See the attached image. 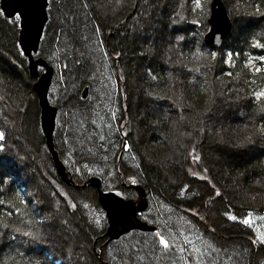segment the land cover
<instances>
[{
    "label": "trees",
    "instance_id": "16d2710c",
    "mask_svg": "<svg viewBox=\"0 0 264 264\" xmlns=\"http://www.w3.org/2000/svg\"><path fill=\"white\" fill-rule=\"evenodd\" d=\"M55 1L49 0V7ZM79 1H65L60 13L63 30L59 27L50 33L48 26L54 15L49 16L34 54L53 67L52 81L58 63L59 71L64 73L65 95L71 96L70 107L66 108L67 98L57 95L56 101L63 103L57 107L56 125L58 121L62 129L54 130L55 150L74 183L82 184L96 175L102 188H121L126 198H133L136 193L128 185L137 177L148 200L141 216L156 230H132L106 242L107 220L96 190L82 185L79 189L66 187L48 156L33 79L25 75L22 82L13 72L10 59L2 60L0 107L3 104L5 117L0 110V122L8 120V108L9 112L30 117L25 143L42 153L38 168L51 186L38 181L29 183L28 159V165L8 166L5 155L14 147L9 145V129L0 123V264H84L86 258L88 264H181L176 255L180 248L173 246L181 232L204 237V245L220 250V259L264 264V241L257 232L260 221L264 223L260 220L264 216V96L259 95L264 92V0H225L227 11L232 13L235 8L242 17L233 18L230 33L219 47L203 40L210 0H148L140 5V0H119L121 5L112 17L100 18L83 17ZM158 12L166 22L159 24L160 32L150 26H158ZM132 20V30L150 29L146 39H128L125 33L130 32ZM1 21L8 26V34L3 32V50L19 61L27 74V60L17 43V18L7 19L0 11ZM171 26L175 27L168 32L172 53L163 43L155 44V36L165 35V27ZM0 28L3 30L1 24ZM110 30L114 31L111 36ZM47 33L59 40L54 50L45 46ZM154 45L156 52L162 53L160 56L150 53ZM101 49L110 62V80L119 84L116 95L114 84H109L110 75L105 68L99 69L106 64ZM125 63L130 72L134 65V70L141 73L147 97L156 106V111L145 116L157 130L149 138L147 154L142 148L145 155L131 141L133 117L127 114L130 106L125 84L128 74L121 67ZM85 86L88 93L82 98ZM49 93L50 89L48 98ZM220 99L240 103L233 110L235 115L219 120L226 129L222 146L216 145L222 136L220 129L212 128L214 156L210 137L202 142L194 134L203 130L205 121L210 120L209 112ZM114 100L119 102L116 109H120L115 118L110 115L112 108H101L105 101L112 104ZM170 112L174 115L172 121L165 115ZM201 134L204 136L203 131ZM253 141L263 146L258 154L249 155L243 148L241 151L240 147ZM150 155L154 161L145 162ZM236 185L239 189H235ZM50 192L63 203L60 218L70 225L56 224L61 219L56 217L55 206H51ZM255 215H262L257 224ZM249 218L252 220L245 223ZM68 226L77 234L70 244L62 233ZM160 237L166 240L167 247L160 243ZM69 248L77 251L76 257ZM203 258L184 255L182 264H197Z\"/></svg>",
    "mask_w": 264,
    "mask_h": 264
},
{
    "label": "rangeland",
    "instance_id": "374dc122",
    "mask_svg": "<svg viewBox=\"0 0 264 264\" xmlns=\"http://www.w3.org/2000/svg\"><path fill=\"white\" fill-rule=\"evenodd\" d=\"M65 1L67 2L68 0H59V1L56 0L54 4L51 3V7H49V5H48L49 16H53L54 15L50 25L48 26L50 33L52 32V30L53 31H57L59 29V27L62 30L64 29L63 28V20L60 17L61 16L60 13L64 9L63 5H64ZM69 1L71 3L74 2V0H69ZM116 1L117 0H87V1L86 0H80L79 3L81 2L82 9L84 10L83 11L84 13H82L83 15L82 14L81 15L83 17L95 16V17H98V18H100L102 15L105 16V17H112L113 14H115L117 12L116 11L117 8H119L120 5H121V2L119 0H118V2H116ZM140 1L141 2L139 3V5L143 4V3H146L148 0H140ZM222 1L224 2L225 5H227L225 0H222ZM56 2H59V3H57L58 5L56 4ZM152 3H155V2L152 1ZM145 8H146L145 10H147V7H145ZM136 9H137V7H136ZM166 9H167V7H166ZM233 9H234V10H232L233 15H232V13L228 12V13L231 14V16H230L231 20H234L233 18L237 19L239 17H242V13L238 12L237 10H235V8H233ZM76 11H77V9H76ZM236 11H237V13H236ZM147 12L148 11H146V13ZM131 14H133V12H131ZM162 16L163 15L159 14V12H158V14L157 13L155 14V19L157 20V18H159L158 19L159 22L157 21L158 22V26H157V23H153L152 25H150L152 28H154L153 30L156 29V31L160 32V30H161L160 27L161 26H159V24L161 23V21L163 22V24L166 23L165 20H164L165 18H163ZM17 22H18V18H17ZM131 23L132 24H129V27H128L130 32L129 33H125V34L128 35V39L129 40L130 39L133 40L134 39L133 36H136L139 39H141V38H145L146 39V36L149 35V34H147V32L150 29L148 30V29L142 28L141 30H138V31H136L135 29L132 30L131 28H134L133 23H135V22H133V20H132ZM0 24L2 25V28H3V30H1V28H0V67H1V64H3L2 60L3 61L7 60L9 62V59H10V65L13 68V72L15 74H17V76H20V78L22 79V82H25V77H28V76L31 79H33L31 77L30 73H29L28 68H27V74H24L23 68H22L23 65L19 64L20 62L17 61L16 59L12 58L11 55H9L6 52H4L5 50H3V47H2L3 44L5 43V39H4L5 35L4 34L7 35L8 33H7L6 29H5L6 24H4L5 26L3 25V22L0 23ZM241 24H242V22H241ZM147 26H145V27H147ZM180 27H181L180 30H182L183 27L182 26H180ZM173 29H175V27H172V26L171 27H167V28L165 27L164 32L162 31L165 35H161L160 33H158L155 36L158 39V41H160V42H158L157 39H156L157 42H155V44L158 45L160 43H163L164 48L165 49L167 48L166 51L167 52H171V53L173 52V50H169V49H171L170 47L172 46V41H171L172 37H171V34L168 35V32H169V30L171 31ZM4 30H5V32H4ZM3 32H4V34H3ZM113 32H114L113 30H110V32L108 33L109 36L113 35L114 34ZM50 33H47L45 35V37H47V40H45L44 43H45L46 47H50V48H52L54 50L56 48V46H58L57 44L59 43V40H56L57 37H55V35L54 36L53 35L50 36L49 35ZM151 46L152 45H149L150 48H151ZM154 50H152L153 52L151 51L150 53H152V54L158 53L159 54L158 56H160V54H162L161 52H156V50L158 51V49L156 48L155 45H154ZM101 51H102L103 55L106 58V61H105L106 64L104 65V67L102 65L101 68L99 66V69L100 70H104V68H105V71L110 75V69H109V66H110L109 63L110 62L108 61V58H107L105 52H103L104 50L101 49ZM64 52L67 53L68 51H64ZM56 56L57 55H54L53 57L58 62L59 59H57ZM85 61H86V59L82 60L83 63ZM56 67H57V71H56L57 73H56V77L54 78V81H52V84H51V87H50L49 101H50L51 104H53V105H55L57 107H60V105L63 102L60 103V101H59V103H58V101H56V99H57L58 96L62 95V96L67 98V100H66V105L67 106H65V107L69 108L70 106H68V105H69V103H71V96H70V94H68V96L65 95L64 73L59 71L58 63H57ZM121 67L124 70V74L125 73L128 74V77H126L125 84H127V87H128V91H127L128 92V96H127L128 97L127 98V103L128 104L127 105H129L130 109H131V110L129 109V112H127V114L129 116V118L131 117V114H132V117H133V118H130V119H133V120L130 121L131 141L134 143V145L138 149L141 150L140 152L142 154H144V150L142 148H144L145 152H146V149H148L149 138L154 135V131H157L156 129H154V127H153V125L151 123L146 121L145 116H146L147 113H150V112L153 113L154 111H156L155 109H153V107H156V106L154 105V103H152V101H150V99H148L147 93L144 90V88L146 89V87H144L145 82H144L143 78L141 77V73L138 74V72L134 70L135 66L133 65L131 67V72L129 71L130 69L127 68L126 63L124 65H121ZM38 70H39V72L42 71V69H38ZM132 73L134 74L133 77H132ZM0 74H1V72H0ZM110 78H111V75L109 76V84H114V85H112L113 86L112 89L114 90V95H116L117 91H118V85L119 84L116 83V80H112L111 79L112 80V82H111ZM26 80H27V78H26ZM33 80L31 82H33ZM0 82H1V80H0ZM124 92H125V90H124ZM0 93H1V90H0ZM0 99H2L1 98V94H0ZM114 101L115 102H113L112 104L108 103L107 101H105L106 104L102 105L101 108L103 110H105V111H107V110L110 111V108H112L113 111L110 112V115H112V117L115 118V112H117V110H120V109H116V108H119V102L117 100H114ZM239 103L236 102V99L235 100L231 99L230 101L225 99V102H224L223 99H220L218 101V103L216 104V106L214 108H212L211 111L209 112L210 113V120L205 121V123L203 125L204 128L201 131H203L204 136H201L202 135L201 131H200V133L196 132L194 134V136H196V139L198 138V141H202V142L208 141L207 138L209 139V137H210L211 148L213 150L214 156L216 155L214 153V151L216 152V149H214V147H216V145L219 146V144L221 146L223 145L222 142H224L223 141V138H224L223 136L225 135L224 132L226 133V129H225L224 124L223 125L220 124L219 120H221V117L225 118V116H226V117L229 118L232 115H235L233 113V110H234V108H237ZM2 105H1L2 109H0V110H1V113H4L3 115L5 117V110L3 109ZM127 110H128V106H127ZM7 113H8V115H6V117L8 118V120H2L0 123H1V126H4L5 128L9 129V131L11 133L10 136H9L11 138V139L9 138V141H10L9 145L12 144V147H14V151H12L9 155L8 154L5 155V160H6L7 164H8V166L12 167V165H14V164H19V165L21 164L23 166V165H26V163L28 165V161L26 160V159H28L30 161V163H31V165L27 166V169H26V170H31V173L29 174V176H30L29 177V179H30L29 183H31V181H34V182L38 181V184L45 183L48 186H51L50 183L45 178H43V176L41 175L42 172L40 171V168H38V166H39L38 164L40 163V161L43 160L42 159V157H43L42 153L40 151L36 152V150L35 151L31 150L25 143V137L27 135L25 128H26V124L30 120V117L28 115H23V113H21V115H17V113H15V112H12V111L9 112V108L7 109ZM92 113H94V112H92ZM64 115H66L65 112H64ZM165 115H166L168 121H172L173 120L172 117L174 115L171 112L170 113H166ZM18 118H21V120H19ZM101 125L102 124H100L99 126H101ZM217 127L220 129V131H221L220 134L222 136L219 137V139L217 141L218 144L214 145V143H212L211 131H212V128L216 129ZM56 128L57 129H62V128H60V123L58 121H57ZM0 134H1V132H0ZM205 134H207L208 137ZM53 138H55V137H53ZM253 142L254 143L250 142V144L248 145L249 147L248 146L247 147H245V146L244 147H240L241 151H242V148H243L249 155L258 154L260 152V148H262L263 146H262V144H257L256 143L257 141H253ZM127 146H128V144H127ZM125 148H127V147H125ZM54 149H55V146H54ZM146 154H147V152H146ZM48 156L52 160V163H53L52 155H51V153L49 151H48ZM150 156H151V158L145 157V159H144L145 162L154 161V159L152 158V155H150ZM165 157H167V156L165 155ZM24 160H26V161H24ZM53 167H54V163H53ZM54 169H55V167H54ZM39 176H40V179L37 178ZM57 176H58V174H57ZM68 177L70 178L71 183H66V182L62 181L65 185H67L66 187H70L68 185H71L73 188L79 189L80 185H82L83 187L84 186H89V187L95 189V187L90 185V183L89 184L87 183L86 185H83L85 182H83L82 184L74 183L72 181V178L70 176H68ZM36 189H38V188L36 187ZM235 189H239V186L236 185ZM36 191H37L36 193L38 194L39 190H36ZM49 198H50V201L52 202L51 206L53 205L56 208L55 209L56 210V213H55L56 217L61 219L60 218V216H61V211L60 210H62V208H63L62 207L63 203H61V201H58V198L54 199V197L52 196L51 192H50ZM45 203L47 204L46 201H45ZM94 216L95 215L92 214V217H94ZM260 216H262V215H257V216L255 215L256 219L254 220V224H257L258 218ZM251 220L252 219L249 218L247 221H251ZM260 220H264V216H263V218H260ZM65 221L66 222H64L63 219H61V220L57 221L56 224H58L59 227H60L61 224L62 225L63 224H67V223L69 224V221H67V220H65ZM260 223L261 224H259L260 227L257 230V232L259 234L260 239L262 241H264V223H262L261 221H260ZM68 227H69V229L66 230V231L64 230L62 233H63V239L66 240V242H68L67 244H70V243L74 242L73 238H75L77 234H75L76 231H75L74 228H72L71 226H68ZM189 234L190 233L187 234L185 232H181L180 234L177 235V242L178 243L175 241V243L173 244L174 247L180 248V249L177 250L176 255L179 258H181V262H180L181 264H182V260L184 258V255L185 256L193 255L196 260H199V258L201 256H203L204 258L202 259V261L201 262L197 261V264H238V263H236V261L230 260V258H228V257L220 259L219 255H218V252L220 250L217 247H215L214 245H210V244L204 245V242H203L205 240L204 237H202V236L196 237L195 235H189ZM106 242H109V241H107V239H106ZM263 247H264V244H263ZM69 249L71 250L72 256L76 257V255H77L76 252L77 251H74V249H71V248H69ZM84 264H88L87 258H86V263L84 262ZM186 264H189V263H186Z\"/></svg>",
    "mask_w": 264,
    "mask_h": 264
},
{
    "label": "water",
    "instance_id": "95a60500",
    "mask_svg": "<svg viewBox=\"0 0 264 264\" xmlns=\"http://www.w3.org/2000/svg\"><path fill=\"white\" fill-rule=\"evenodd\" d=\"M48 4L49 0H0V11L6 18L18 17L17 43L27 60L29 73L34 79L32 89L39 105V124L44 142L52 155L55 171L61 181L71 183L65 166L54 149L53 133L56 126L57 106L51 104L48 98L53 67L44 58L34 56L49 19ZM209 7L208 29L203 40L207 45L219 47L230 33L232 20L222 0H210ZM38 67L43 70L39 72ZM87 92L88 87L85 86L81 97H86ZM87 183L95 187L97 201L104 211L107 220L104 236L107 237V241L118 239L134 229L149 232L156 230V226L140 217L141 212L148 205V200L146 190L137 177H133L128 185L136 193L134 198H125L121 188H102L101 179L96 175L90 176L83 185ZM161 238L163 237H160V240ZM164 241L166 242L165 239Z\"/></svg>",
    "mask_w": 264,
    "mask_h": 264
},
{
    "label": "snow or ice",
    "instance_id": "6c2138e0",
    "mask_svg": "<svg viewBox=\"0 0 264 264\" xmlns=\"http://www.w3.org/2000/svg\"><path fill=\"white\" fill-rule=\"evenodd\" d=\"M259 95L264 96V92L260 93ZM0 139H3V134H0ZM125 147H128V146L125 145ZM232 219H235V217H232ZM245 223H248V221H245ZM160 243L164 244L167 247V244H166V242L164 241L163 238H161Z\"/></svg>",
    "mask_w": 264,
    "mask_h": 264
}]
</instances>
